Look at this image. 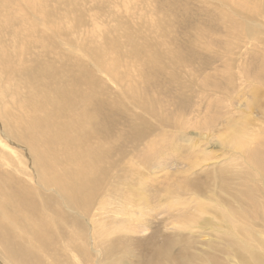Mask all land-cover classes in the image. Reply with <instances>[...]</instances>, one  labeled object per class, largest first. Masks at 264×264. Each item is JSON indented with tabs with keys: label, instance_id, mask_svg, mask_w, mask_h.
I'll return each instance as SVG.
<instances>
[{
	"label": "rangeland",
	"instance_id": "1",
	"mask_svg": "<svg viewBox=\"0 0 264 264\" xmlns=\"http://www.w3.org/2000/svg\"><path fill=\"white\" fill-rule=\"evenodd\" d=\"M0 58V264L3 243L32 264H177L153 256L165 239L216 264L225 196L264 240V0H0ZM47 88L88 97L83 118L69 103L54 133L22 128L57 112L22 107ZM78 139L103 174L69 205ZM20 186L29 221L4 207Z\"/></svg>",
	"mask_w": 264,
	"mask_h": 264
},
{
	"label": "bare ground",
	"instance_id": "2",
	"mask_svg": "<svg viewBox=\"0 0 264 264\" xmlns=\"http://www.w3.org/2000/svg\"><path fill=\"white\" fill-rule=\"evenodd\" d=\"M0 58V65H3L6 59ZM158 59V58H155ZM151 64V60H150ZM159 66L154 64L152 67V70L149 73L148 79L149 82L151 80L150 76L151 74H156V70ZM86 77H89L85 73ZM152 77V76H151ZM80 78V76H73L72 80L76 81ZM38 90H40L39 87H37ZM49 88H47L46 94H43L39 97H34L28 100H24L22 107L23 108H29L34 111H41L47 106H52L57 109V112L55 114L50 113L44 117V119L40 120L39 122L36 121L34 118L29 117L26 119H22L18 121V124L27 130H34L37 124H43L45 128L46 133H54V126H55V118L61 116L62 117V112L65 106L69 103H73L77 109L79 110V113L77 114V119H82L83 114H82V105L86 102H88V97H84L81 95L76 94L71 88H67L64 90H51L50 92L48 91ZM4 91L2 90L0 92V95L3 96ZM243 134L240 131H236L235 137H236V142L240 148H245L246 147V142ZM73 143H76L79 153L75 154L76 156H79V163L80 166L76 171V175L73 178V180L70 183L72 186H69V194L65 196V200L69 205H76L79 202V198L81 196H91L94 192V190L100 186L101 180H102V170L98 165V156L95 155L92 160L87 162L86 160H83L82 155L85 153L84 148L81 145V139H78L74 141ZM72 143V144H73ZM153 148V147H152ZM155 153V152H154ZM159 154H156L154 157L158 156ZM153 157V158H154ZM152 157L149 158V152L148 150L146 151L145 156L143 157V162L147 163ZM150 159V160H149ZM116 187V186H115ZM114 192L117 193V189L113 188ZM122 193V192H121ZM232 193V192H231ZM249 193V190L237 192L236 195L240 196L242 195L243 197H246V195ZM223 195L224 192H222ZM232 198H236L234 195H231ZM15 198V203H12L10 201V198L6 196L5 198V210L10 216H15L18 213H21L26 220L29 221L28 215L24 213L23 209H25L28 212H34V202L30 199V194L27 192L22 186H20V190L15 193L14 195ZM229 197L225 196L224 197V209L221 212V217H220V225L222 227H227L229 231H222V237L215 242H220L223 244L222 248L217 246L219 249L218 251L222 254L221 257H215L220 258L221 262L218 260L216 264H264V251L262 250L261 246L264 245V240L259 239L258 237L256 238V234L253 230V224L250 223V220H248V223L246 226L249 229H252L251 232H245V221L243 218L246 216L243 212L239 211V209L233 207L229 202ZM126 201V200H125ZM238 202V200L236 199ZM47 202L49 204H52L54 202L52 197H49L47 199ZM235 203V202H234ZM239 203V202H238ZM128 204V203H127ZM219 206L223 205V201L221 199V202L218 203ZM241 205V204H240ZM246 206H254L252 202H248ZM249 207V208H250ZM122 208V207H121ZM246 210V209H245ZM261 212V211H260ZM252 213V212H250ZM253 214V213H252ZM259 214V213H258ZM251 215V214H249ZM252 216V215H251ZM250 218V217H249ZM263 218V217H262ZM245 219V218H244ZM242 220L245 222L244 225L242 224ZM260 221V220H259ZM263 223V220H262ZM30 225H32V229L30 231V234H28V237L31 235L33 237L36 236L35 228L36 225L33 222H30ZM222 229V228H221ZM236 234L235 237L239 238L242 242L236 243L234 240H229L226 238L229 236V234ZM225 236V238H224ZM177 238V237H176ZM232 238V237H231ZM43 239L44 242L43 244H47V242L50 240L49 236L45 234L43 231ZM234 239V238H233ZM238 239V240H239ZM175 240V239H174ZM178 240V238H177ZM237 240V242H238ZM239 240V241H240ZM263 240V241H262ZM182 241V240H181ZM226 246L224 245V242ZM185 242V241H183ZM151 241L148 242L150 244ZM165 247L162 248L159 245L154 247L153 249V256L157 255V260H169L173 257L177 258V264H203V260L200 259V255L195 256V262H190L186 259V254L190 252V246L188 245H182L181 248L184 249V246H186V253H177L173 252L172 247V240L171 239H165ZM189 243V242H188ZM181 244H179L180 246ZM218 245V244H216ZM6 255L4 260L6 259V256L9 258V260L13 264H32V258L28 256L27 251L24 248L18 247H10L6 243H3ZM192 246V245H191ZM213 248V247H212ZM172 249V250H171ZM119 247L115 245H110L109 247L102 248V251H104V255L110 256L111 254H114L117 252ZM175 250V249H174ZM180 250V249H179ZM217 250V248H216ZM212 251V250H211ZM206 255V254H205ZM190 260V258H188ZM207 259V257H206ZM210 259V258H209ZM214 260L210 261L207 260L205 261L207 264H215L213 263ZM108 264H112L110 261H108ZM104 263V262H103ZM102 263V264H103ZM205 264V263H204Z\"/></svg>",
	"mask_w": 264,
	"mask_h": 264
}]
</instances>
